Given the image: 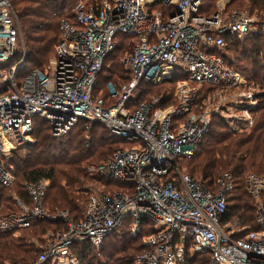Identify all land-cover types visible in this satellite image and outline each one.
<instances>
[{"label":"built area","instance_id":"1","mask_svg":"<svg viewBox=\"0 0 264 264\" xmlns=\"http://www.w3.org/2000/svg\"><path fill=\"white\" fill-rule=\"evenodd\" d=\"M157 1L175 12L166 15L152 8ZM205 1L79 0L73 8L75 23L60 22L52 63L19 75L27 57L21 20L10 0H0V69L6 71L0 82V188L14 182L4 156L31 143L35 118L49 122L54 136L86 120L127 143L104 163L89 167L122 188L92 193L82 218L67 210L51 213L43 203L44 180L26 184L31 203L15 196L16 210L2 203L0 190V232L46 219L64 226L30 264H80L77 243L100 248L128 221L133 234L149 230L130 264H182L188 252L209 255L208 264H264V176L248 173L244 179L255 199L257 228L236 230L225 220L235 189L233 175L223 172L210 188L180 165L195 155L214 116L235 132L249 131L264 93L216 52L224 50L227 35L259 33L264 21L252 30L254 18L237 9L201 14ZM118 34L136 39L120 59L131 79L108 83L105 98L103 89L97 92L98 77ZM177 69L186 79L177 83L175 102L159 107L162 97L137 101L143 81L158 84ZM204 86L208 93L199 101Z\"/></svg>","mask_w":264,"mask_h":264},{"label":"trees","instance_id":"2","mask_svg":"<svg viewBox=\"0 0 264 264\" xmlns=\"http://www.w3.org/2000/svg\"><path fill=\"white\" fill-rule=\"evenodd\" d=\"M10 1L21 20L26 39L27 57L18 71L19 75L29 68L45 70L51 57L55 56L54 46L60 39L61 20L68 19L75 23L73 5L78 0ZM213 1L206 0L200 13H215L217 10L212 12ZM227 4L234 5L240 11H250V16L256 13L257 18L264 21V0H230ZM151 7L164 11L166 15L175 12L174 7L165 6L162 1L155 2ZM263 21L257 22L260 28ZM226 39L224 50L216 52L223 54L225 50H231L235 58L228 60L223 54L226 60L236 68L243 67L242 69L249 72V79L264 90V32L253 33L243 41L231 35H227ZM135 40L131 35H117V46L106 58L98 77L97 92L103 89L105 98L108 96V83L119 85L131 79L130 71L120 63V59L129 51L130 43ZM16 59H12L9 66ZM181 79H186L185 72L177 69L171 78L158 84L151 85L143 81L135 97L138 102L148 101L150 98L145 96H152V90L149 88L166 84L177 86ZM203 89L205 91L200 92L199 101L204 99L208 90L206 86ZM174 94L172 89L158 93L157 97H162L159 107L175 102ZM259 98L261 103L256 109L258 113L255 124L249 131L235 132L226 121L214 116L209 132L196 147L195 155L180 162L187 172L210 188L214 187L223 172L230 171L235 179V189L228 199L225 220L236 217L243 228L251 230L257 228L254 217L255 204L254 198L246 190L244 179L249 172L264 176V93L259 95ZM31 135L33 141L23 146L27 149L11 151L5 158V164L12 170L16 179L9 187L0 188L2 203L16 210L15 196H18L30 204L26 184L44 180L48 182L44 206L53 213L67 210L75 219H79L86 205L85 194L91 190L85 188V184H109L99 175L91 173L88 167L91 164L104 163L117 147L127 143L103 125L86 120H79L65 135L54 136L49 122L35 118ZM110 184L115 187L114 183ZM117 187L122 188L121 185ZM130 224L128 221L117 227L100 248L88 242L77 243L76 253L80 264H130L132 255L141 246L142 236L149 233V230H143L133 234ZM52 226H55L54 230L64 228L60 221L46 219L16 232H0V264H30L40 254L41 244L44 242L42 236ZM21 231L22 234L18 235ZM244 233L240 232L239 236ZM114 259L117 261L112 263ZM208 261L209 255L188 252L182 264H208Z\"/></svg>","mask_w":264,"mask_h":264},{"label":"rangeland","instance_id":"3","mask_svg":"<svg viewBox=\"0 0 264 264\" xmlns=\"http://www.w3.org/2000/svg\"><path fill=\"white\" fill-rule=\"evenodd\" d=\"M79 1V0H78ZM78 1H76V2H74V5H73V7L75 6V4L78 2ZM228 1H230V0H214L213 1V5H214V8L212 9V12H214V11H221V12H223V13H227V14H231V12L232 11H234V10H236V8H235V6L234 5H231V6H228ZM70 9V8H69ZM244 10V11H243ZM242 12H244V13H248V15H250L249 14V12L248 11H246L245 9H242L241 10ZM70 13V11L68 12V14ZM72 13V12H71ZM252 17L254 18V20H255V22H256V27L255 26H251V29L252 30H258V29H260V25H259V23H257V22H262L263 20H261V19H259V18H257V16H256V13L255 14H252ZM22 25V24H21ZM262 31L264 32V30L262 29ZM22 33H23V27H22ZM251 35H253V34H250V35H248L247 37H249V36H251ZM23 37H24V43H25V47H26V39H25V36H24V33H23ZM247 37H242V38H240V40H244V39H246ZM56 46V45H55ZM55 46H54V51H55ZM27 50V49H26ZM222 54V53H221ZM223 54H225L226 56H227V59L229 60V59H233V58H235V56H234V54H233V52L231 51V50H225V52H223ZM55 55V54H54ZM53 58H54V56H52L51 57V59L49 60V62H48V66L52 63V61H53ZM122 58V57H121ZM239 64V63H238ZM47 66V67H48ZM237 68H240L239 70L246 76V78H247V81H250L251 83H254V84H256L257 85V83L256 82H254V81H252V80H250L249 79V72L248 71H246V70H244V69H242L243 67H241V66H239V67H237ZM32 68H29L28 70H26L25 71V73L26 72H28V71H30ZM24 74V73H23ZM22 74V75H23ZM5 75H6V71L4 70L3 71V69H0V82L1 81H3L4 80V78H5ZM107 87V86H106ZM177 88V86L176 85H171V86H169V85H161V86H156V87H151V88H149V89H151L152 91V96L151 95H147V96H145V98H153V97H157V94L158 93H163L164 91H166L167 89H172V91L174 90L175 92H176V88ZM208 88V86H206V89ZM201 91H205V89H201L200 90V92ZM259 91H261V92H263L261 89L259 90ZM205 93V92H204ZM207 93H208V91H207ZM207 93H206V95H207ZM228 94H230V93H228ZM151 96V97H150ZM206 97V96H205ZM204 97V98H205ZM260 101H261V99H260ZM264 104V103H263ZM257 111H256V116H257ZM218 117H220V116H218ZM221 118V117H220ZM222 119V118H221ZM245 132V131H244ZM30 141H28V142H32L33 141V136L31 135L30 136ZM27 142V143H28ZM23 146H25V144H22L21 143V145H17V146H15V148H13V149H11L10 151H8L6 154H5V156L4 157H8L9 155H10V153H11V151H14V150H16V149H19V148H21L22 150H24V149H27V148H24ZM93 165H98V164H93ZM92 164L89 166V167H91V166H93ZM89 167H88V169H89ZM12 171V170H11ZM225 172H230V171H225ZM231 173V172H230ZM249 173H254V172H249ZM14 174V173H13ZM248 174V173H247ZM256 174V173H255ZM258 175V174H257ZM259 176H263V175H260L259 174ZM15 179H16V177H15V175H14V181H15ZM105 181H107V180H105ZM107 183H109L108 185H106V186H104V185H102V184H98L97 182H88V183H86L85 184V188H90L91 190L88 192V193H86L85 194V196L87 197L86 199V205H85V207H84V211L82 212V215L80 216V218H82L83 216H84V213H85V211H86V209L88 208V205H89V199H90V195L92 194V193H95V192H99V191H108V190H113L114 188H116V189H119L117 186V183L116 182H114V184H115V187H113L111 184H110V182H107ZM247 190V189H246ZM234 192V191H233ZM248 192V191H247ZM249 193V192H248ZM250 194V193H249ZM251 195V194H250ZM252 196V195H251ZM253 198V197H252ZM263 199H264V196H263ZM253 201H254V204H255V199H253ZM7 207V209L8 210H12V209H10L8 206H6ZM11 207V206H10ZM12 208V207H11ZM51 213H53L52 211H50ZM59 211H57V212H55V213H53V214H57ZM229 221H231V223H232V227L233 228H235L236 230H238V229H243V227L239 224V222H238V219L236 218V217H234L233 219H231V220H229ZM47 224V223H46ZM54 227L55 226H52V227H50V229H48V232L46 233V234H44L43 236H42V239L44 240V242H43V244H41L42 246H44V245H46V243L48 242V238L52 235V234H54V233H56L58 230H54ZM22 232L23 231H21V232H18L17 234L19 235V234H22ZM139 248L140 247H138V249H137V251L139 250ZM137 251H135V253L137 252ZM134 253V254H135ZM133 254V255H134ZM133 255H132V258H133ZM115 261H117V260H113L112 261V263L113 262H115Z\"/></svg>","mask_w":264,"mask_h":264}]
</instances>
